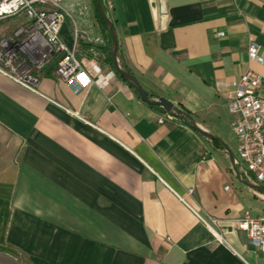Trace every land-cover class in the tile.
I'll return each instance as SVG.
<instances>
[{"label":"crops","instance_id":"crops-1","mask_svg":"<svg viewBox=\"0 0 264 264\" xmlns=\"http://www.w3.org/2000/svg\"><path fill=\"white\" fill-rule=\"evenodd\" d=\"M99 6L114 62L215 142L147 109L117 77L73 95L52 76L53 60L34 93L0 78V247L28 264H261L232 221L264 215V197L234 178L230 90L210 82L232 84L247 67L263 79L253 94L264 99V71L244 57L247 42L264 52V0H163L161 31L147 0ZM59 7L60 44L69 49L74 30L73 52L92 47L109 70L89 1ZM185 207L215 220L219 243Z\"/></svg>","mask_w":264,"mask_h":264},{"label":"built area","instance_id":"built-area-1","mask_svg":"<svg viewBox=\"0 0 264 264\" xmlns=\"http://www.w3.org/2000/svg\"><path fill=\"white\" fill-rule=\"evenodd\" d=\"M66 1L70 0H0V8L7 9L0 12V21L14 16L22 20L8 35L0 38V78L34 93L35 75L47 61L53 60L52 76L73 95L93 78L106 83L116 77L110 69L102 72L92 47L73 52L77 37L74 30L69 32V49L57 40L63 16L59 6ZM211 35L220 37L213 32ZM244 57L249 65L264 71V52H259L255 44H245ZM262 83L263 79L247 67L232 84L227 85L220 78L210 82L212 91L230 90L223 96V110L233 117L230 133L234 178L260 190L264 189V99L256 97L253 91ZM154 123L158 125L160 121ZM185 209L211 241L220 242L214 219ZM232 229L255 247L261 264H264V215L251 217L247 212H241L232 221Z\"/></svg>","mask_w":264,"mask_h":264},{"label":"water","instance_id":"water-1","mask_svg":"<svg viewBox=\"0 0 264 264\" xmlns=\"http://www.w3.org/2000/svg\"><path fill=\"white\" fill-rule=\"evenodd\" d=\"M92 1H93V7L96 11V14H97L98 18L100 19L101 24L104 26L106 34H107L108 47L105 49V52L109 58L110 70L112 71V73L124 85L129 87L130 91L136 97V99L138 100L139 103H141L147 107L157 108L160 112H162V114H164V116L171 117V118L178 120L179 112L176 109H174L172 106H170L168 103H166L163 100L158 99L156 101H150V102L146 101L144 94L139 89L136 82L126 72L121 71L116 67L115 62H114V41H113V37H112L111 31H110L109 24L103 18L102 14L99 12L96 0H92ZM153 3H154V8H155L154 12H155V16H156V29L158 31H161L163 29V24H164L163 0H147V7H148V10L150 12V16L152 19L154 17L153 10H151ZM187 128L192 133H194L196 136H198L199 138H201L205 141L215 142L212 137L205 135L204 133H202L201 131H199L195 127H193L191 124H189L187 126ZM226 159L228 161V164H230L231 171L233 172V169L231 167V159L228 155H226ZM239 183L242 186H244L245 188H247L251 191H254V192H256V193H258L264 197V193L260 189H258L257 187H254V186H251L248 184H244L241 182H239Z\"/></svg>","mask_w":264,"mask_h":264},{"label":"trees","instance_id":"trees-1","mask_svg":"<svg viewBox=\"0 0 264 264\" xmlns=\"http://www.w3.org/2000/svg\"><path fill=\"white\" fill-rule=\"evenodd\" d=\"M89 3H90V6H91V14H92V18L94 20V23L96 24V26L104 33L105 37L107 38V34H106V31H105V28L104 26L101 24L100 22V19L98 18L97 14H96V11L93 7V1L92 0H89ZM96 3H97V6H98V9H99V12L102 14V11H101V8L99 6V0H96ZM106 47H108V38L106 39V44H105ZM102 63L104 66H106L107 68H110V64H109V58L106 54V52L103 53V56H102ZM115 65L116 67L121 70V71H124V68L121 66V64L116 60L115 62ZM126 86V85H125ZM126 88L129 89L128 86H126ZM130 90V89H129ZM142 91V90H141ZM142 93L144 94V97L146 99V101L150 102V101H156L158 99L154 98L152 95L150 94H147L145 92L142 91ZM133 95V94H132ZM134 96V95H133ZM135 97V96H134ZM136 98V97H135ZM145 106V105H144ZM147 109H152V110H157L159 111L157 108H154V107H147L145 106ZM179 112V111H178ZM178 120L185 126L187 127L190 123L188 121V119L186 118V116L179 112L178 114ZM0 253L3 254V255H6L10 258H15V254L9 250L8 248H1L0 247Z\"/></svg>","mask_w":264,"mask_h":264},{"label":"rangeland","instance_id":"rangeland-1","mask_svg":"<svg viewBox=\"0 0 264 264\" xmlns=\"http://www.w3.org/2000/svg\"><path fill=\"white\" fill-rule=\"evenodd\" d=\"M89 1V0H88ZM22 20L19 16L10 17L0 21V34H9L16 26L21 24ZM65 42H63L64 44ZM264 193V189L261 190ZM0 264H28L26 260L20 256L10 258L6 255H0Z\"/></svg>","mask_w":264,"mask_h":264},{"label":"snow or ice","instance_id":"snow-or-ice-1","mask_svg":"<svg viewBox=\"0 0 264 264\" xmlns=\"http://www.w3.org/2000/svg\"><path fill=\"white\" fill-rule=\"evenodd\" d=\"M2 11H7V9H5V8H0V12H2Z\"/></svg>","mask_w":264,"mask_h":264}]
</instances>
